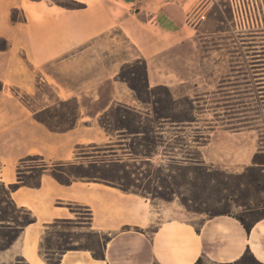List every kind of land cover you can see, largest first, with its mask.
<instances>
[{
  "label": "crops",
  "instance_id": "obj_1",
  "mask_svg": "<svg viewBox=\"0 0 264 264\" xmlns=\"http://www.w3.org/2000/svg\"><path fill=\"white\" fill-rule=\"evenodd\" d=\"M74 1L84 7L66 9L50 0H0V45L7 44L0 50V185L8 189L18 183L20 162L33 156L43 158L47 167L103 162L94 159L96 154L77 153L84 145L106 148L116 142L117 135H109L100 118L119 105L141 113L148 110L118 80L124 67L144 61L151 88L198 80V24L211 0ZM14 12L22 18L14 21ZM42 82L52 87L57 104L36 108L29 99L39 97ZM23 95L31 108L21 100ZM82 98L101 103L94 114L85 115ZM59 101H71L74 108L77 104L76 125L64 132L52 131L33 112L56 107L51 122L67 127L74 120V108L70 111ZM63 114L67 119H60ZM209 145H214L212 151L209 146L200 151L210 167L224 161L242 164L243 155L248 163L255 154H242V140L236 144L235 138L217 133ZM231 145L237 154L228 159L219 153L221 161L213 158V152ZM126 157L131 160L128 153ZM40 168L28 167L23 171L28 184L11 191L14 204L28 211L34 222L0 251V264H52L44 258V235L58 223H74L76 230L99 234L104 257L77 248L58 255L55 264H264V216L253 220L248 230L233 215L188 216L176 199L157 202L102 181L64 184L50 169ZM81 208L88 211L89 217L83 218L88 220L74 222L82 219L83 213L76 211ZM12 224L0 221V228Z\"/></svg>",
  "mask_w": 264,
  "mask_h": 264
},
{
  "label": "rangeland",
  "instance_id": "obj_2",
  "mask_svg": "<svg viewBox=\"0 0 264 264\" xmlns=\"http://www.w3.org/2000/svg\"><path fill=\"white\" fill-rule=\"evenodd\" d=\"M14 16L22 18L20 13H15ZM200 20L197 38L200 61L195 68L198 80L167 88L176 100L184 98L194 100L199 120L198 126L209 134V139L202 151H205L207 146H209V151H212L214 145L210 146L209 144L212 141V136L217 133L228 138H235L236 144L242 140V154L250 155L253 152L255 154L248 163H244L243 155L242 164L239 162L229 164L224 161L211 166L212 178L206 184L203 195L205 197L200 203H196L192 197L196 186L194 174L191 171L188 172L187 183L182 186L172 185V182V189L179 194L170 195L181 204L188 216H199L200 214L214 216L228 213L252 222L264 216V0H211L210 8L200 16ZM0 44L2 43L0 42ZM133 72L139 75V79L133 83L140 89L144 97L147 96L144 84V65L135 62L124 67L123 77L129 80L132 78ZM118 80L121 81L119 78ZM123 83L129 87L126 82ZM103 86L106 89L109 88L108 83ZM11 91L13 94L17 93L15 88H11ZM156 93L160 98L167 95L164 89H160ZM29 100L30 104L36 108L57 104L52 87L44 82H42L39 97ZM81 103L86 116L94 114L101 104L94 103L89 98H82ZM73 108L74 103L72 102L70 111ZM58 109L60 112L67 111L62 107H58ZM109 116V119L113 120L116 117V112L110 111ZM210 125L214 129L209 130L208 126ZM239 133L241 134L238 135ZM187 136L188 143L194 144L191 141L194 132L188 130ZM240 136L242 139H239ZM243 146L247 148L245 152ZM117 152L128 164H132V161L126 157L125 151L118 149ZM77 153H82L80 155L83 153L96 154L94 159L98 161L116 159L114 154L104 148L98 150L92 148L91 145H84V148ZM219 153L229 155L227 157L229 159L230 154H237V151L235 152L234 145H231L223 146L219 152H213V158L221 161V158L216 156ZM85 161L89 162L91 159ZM153 163L155 166L165 164L162 163L160 156H157ZM43 164L42 161L31 160L21 167L22 171L26 172L31 165ZM65 170L70 171L68 167ZM145 170L146 167L143 168V172ZM87 171L93 176L111 175L119 172V167L102 164L97 170L86 168L85 172ZM85 172L83 173L87 174ZM120 175L124 176L123 173ZM133 180L135 182V179ZM137 184H146V181L142 177V182ZM151 185L161 194L166 192V187L162 183L156 181ZM131 189L135 190L133 187ZM156 196L160 195H149L151 198H156ZM181 198L188 201L189 207L182 204ZM156 200L157 202H166L160 197H157ZM0 206L5 212L4 219L6 221L10 220L9 216L11 215L22 221L28 218L23 212H16L10 207L1 185ZM76 211L83 215L80 216L82 219H76L74 222L88 220L83 219L89 217L88 211L82 208L76 209ZM11 227L0 228V251L9 244L15 235L16 226L12 224ZM75 227L78 225L74 223H58L54 228L48 230L44 235L43 245L46 249L43 253L46 252L56 259L61 251L90 248L96 251V255H99L102 249L100 235L87 230H76Z\"/></svg>",
  "mask_w": 264,
  "mask_h": 264
},
{
  "label": "trees",
  "instance_id": "obj_3",
  "mask_svg": "<svg viewBox=\"0 0 264 264\" xmlns=\"http://www.w3.org/2000/svg\"><path fill=\"white\" fill-rule=\"evenodd\" d=\"M56 5L66 9H81L84 4H81L74 0H52ZM13 13V20L17 21ZM1 40V39H0ZM5 42V41H4ZM7 48V44L0 45V50ZM144 65V84L145 93L147 96H143L140 89L133 83L139 79V75L136 72L132 73L131 79L123 77V70L118 75L121 81L126 82L130 89L135 93L136 99L139 103L146 107L148 110L146 113L138 112L132 108L119 105L111 112H116V117L110 120V112L105 113L100 118L101 127L109 135H117L116 142L106 146L104 150L111 152V154H117L116 149H124L125 153H128L131 157L132 164H128L127 161L120 156L116 155V159L98 163L96 161L90 162L87 166L84 164H60L53 167H47L46 164L29 166L41 167L40 169H50L52 174L61 183L68 184L73 180H87V181H102L114 186L121 188L126 192L140 193L145 196H154L158 194L161 199L166 201L173 200L172 195L179 194L176 190L172 189V185L182 186L187 183L188 172L191 171L194 174L195 179V190L193 192V200L196 203H200L205 197L204 192L206 190V184L212 178V168L205 164L200 148L205 145L209 139V134L198 126L199 120L196 114V107L194 100L190 98L174 99L170 90L165 86H158L151 88L147 79V68L144 61H137ZM3 89V84L0 82V90ZM164 89L166 97L160 98L157 96V91ZM19 96L18 93H16ZM23 103L30 107L28 96L23 95L20 97ZM60 106L69 107L71 101H59ZM31 108V107H30ZM77 104L75 103L74 113L72 114L74 120L67 126L61 127L54 125L52 117L57 112L56 107L43 111H33L36 120L46 125L49 129L56 132H64L73 129L77 121ZM60 119H67L65 114L60 116ZM208 129H214L212 125L208 126ZM192 130L194 136H192V143H188L187 131ZM93 148L98 149L99 147L94 145ZM103 149V148H100ZM161 151V152H160ZM95 155V154H89ZM88 155V156H89ZM161 155L162 161L165 164H159L155 166L153 160L155 157ZM43 158L40 156H33L26 160H22L18 166V183L10 186V188L3 187L7 203L10 207L18 212H23L28 218L24 221L17 219L15 216H9L7 222H12L15 227V235L11 238L9 244L3 249L9 248L18 237L19 233L23 228L30 223L34 222V218L28 211L17 208L11 199V191L16 189L19 185L28 184L27 177L23 174L22 165L27 161L38 160L42 161ZM102 164H112L115 167H119V172L116 174H102L101 176H93L90 172H85L86 168L91 170H97ZM68 167L70 171H66ZM146 167L145 172L143 168ZM131 168V170H130ZM264 171V170H263ZM83 172L87 173L84 174ZM123 173L124 176H121ZM178 174V175H175ZM179 176V177H177ZM142 177L146 181V184H137L142 182ZM135 179V182L134 180ZM180 179V180H179ZM133 180V182H131ZM159 182L166 187V192L161 194L158 189L152 186V182ZM166 185V186H165ZM131 187L135 188L132 190ZM171 192V193H170ZM203 192V193H202ZM181 202L186 207H189L188 201L181 198ZM4 210L0 206V221H6L4 219ZM218 215H230L228 213H222ZM236 217V216H235ZM242 224L249 230L250 224L245 218L236 217ZM43 245V251L45 250ZM1 250V251H3ZM70 250V249H68ZM64 251L59 253L62 254ZM97 257L103 258L104 255H96ZM44 258L47 262L55 264L59 262V257L53 259L50 254L44 252ZM253 264H260L254 261Z\"/></svg>",
  "mask_w": 264,
  "mask_h": 264
}]
</instances>
